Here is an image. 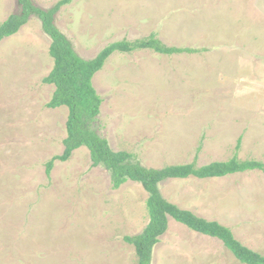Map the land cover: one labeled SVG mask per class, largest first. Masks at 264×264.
Returning a JSON list of instances; mask_svg holds the SVG:
<instances>
[{
	"label": "rangeland",
	"instance_id": "obj_1",
	"mask_svg": "<svg viewBox=\"0 0 264 264\" xmlns=\"http://www.w3.org/2000/svg\"><path fill=\"white\" fill-rule=\"evenodd\" d=\"M32 1L49 9L59 0ZM19 11L18 0H0V24ZM55 21L85 59L151 33L203 48L115 52L107 60L93 78L103 99L94 128L114 150L148 168L196 155L198 165L235 154L264 162V0H74ZM50 44L36 16L0 42V264H137L124 237L149 222L142 184L113 189L85 146L46 174V161L64 151L69 115L66 105L47 107L55 92L43 82L54 66ZM160 189L264 254V172L168 179ZM152 264L244 263L220 239L169 217Z\"/></svg>",
	"mask_w": 264,
	"mask_h": 264
},
{
	"label": "trees",
	"instance_id": "obj_2",
	"mask_svg": "<svg viewBox=\"0 0 264 264\" xmlns=\"http://www.w3.org/2000/svg\"><path fill=\"white\" fill-rule=\"evenodd\" d=\"M74 0H59L49 9H44L32 0H18L20 11L11 14L0 24V42L16 34L32 16L42 23L44 32L51 38L50 54L54 59L51 72L43 78L46 84H53L55 92L47 103L49 108L66 105L69 109L67 136L64 138V151L46 161V174L51 172L56 161H67L74 151L82 146L89 149L92 165L103 166L111 174L113 189H118L127 181H135L148 192L147 206L149 222L137 235H126L124 239L135 246L138 263L152 264L153 251L161 236L169 228V217L186 225L191 230L220 239L235 257L244 264H264V254L257 252L240 240L232 229L217 220H208L189 209H184L168 201L161 192L160 183L168 179H199L223 177L249 170L264 172V162L257 159H240L235 154L226 161H213L198 165L195 160L186 164L167 165L163 168L144 166L134 153L114 150L107 138L94 128V123L101 113L102 97L97 92L93 78L103 69L107 60L115 52L131 53L136 50L150 49L164 54H193L203 48L173 46L166 44L156 33L136 40H119L104 47L94 58L85 59L75 50L67 35L56 25V14ZM241 146L238 140L236 151ZM201 148V146L198 148Z\"/></svg>",
	"mask_w": 264,
	"mask_h": 264
},
{
	"label": "crops",
	"instance_id": "obj_3",
	"mask_svg": "<svg viewBox=\"0 0 264 264\" xmlns=\"http://www.w3.org/2000/svg\"><path fill=\"white\" fill-rule=\"evenodd\" d=\"M215 238V237H214ZM218 239V238H217Z\"/></svg>",
	"mask_w": 264,
	"mask_h": 264
}]
</instances>
